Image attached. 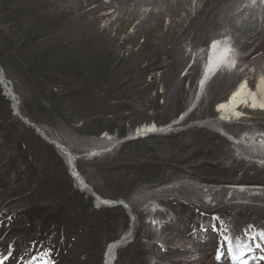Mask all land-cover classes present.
I'll list each match as a JSON object with an SVG mask.
<instances>
[{
	"label": "rangeland",
	"instance_id": "rangeland-1",
	"mask_svg": "<svg viewBox=\"0 0 264 264\" xmlns=\"http://www.w3.org/2000/svg\"><path fill=\"white\" fill-rule=\"evenodd\" d=\"M15 1L34 33L46 35L51 68L99 72L112 82L118 94L91 77L71 79L92 81L101 91L95 101L111 103L126 119L121 123L128 134L92 136L48 118L24 69L9 64L13 61L7 68L0 63V264H104L102 248L129 233L119 246L118 264H237L242 252L247 263L264 264V231L249 221L254 208H264V202L251 199L264 197V162L251 160L235 142L245 132L264 131V113L243 108L241 120L221 124L225 132L213 127L217 104L243 79L254 88L264 73V44L240 43L242 27L256 29V20L264 27V0L232 5L216 35L229 40L237 68L216 73L199 89L207 43L185 40L180 68L155 47L168 30H181L169 13L146 24L114 17L96 21L95 15L77 14L74 0ZM19 41L16 49L28 46ZM17 108L76 157L79 173L98 195L123 200L135 220L124 208L108 211L82 191L67 155L23 123ZM149 125L159 130H138ZM69 206L76 215L65 214Z\"/></svg>",
	"mask_w": 264,
	"mask_h": 264
},
{
	"label": "bare ground",
	"instance_id": "bare-ground-1",
	"mask_svg": "<svg viewBox=\"0 0 264 264\" xmlns=\"http://www.w3.org/2000/svg\"><path fill=\"white\" fill-rule=\"evenodd\" d=\"M74 2L77 6L76 13L82 11L81 14H77L83 17H88L89 15L94 17L95 15L94 20L96 21L114 17L116 20L122 19L125 21L127 18V20H139L140 24H146L151 19L160 17L167 13H169L172 17L178 18V24L182 25L180 32L173 33L168 30V33L160 36L155 44V47L160 50L163 55L173 57L176 67L180 68L186 60L184 55V42L186 43L187 40L194 39L202 41V43H207L206 61L203 65H201L200 76L197 84L198 89L200 88L199 82H201L205 74L210 69H215V73H213V75H215L220 71L235 70L237 68V64L234 69L232 67L237 60L236 57L229 52L231 51L229 40L216 35L219 27L226 23L225 17L229 18L232 5L237 4V0H196V12L194 16L191 13L192 0H110L109 4L104 3L103 0H74ZM142 8H150L151 10L142 12ZM225 11L227 13L224 17H222V12ZM146 12H148V14H146ZM254 22L256 23V29H247L246 27H242L243 29H241L240 34H242V38L240 39L242 41H240V43L243 44L244 47L249 45L251 41L253 43L259 41L261 42V45L264 44V27L259 25L258 20ZM262 23H264V21ZM231 28L235 32L239 31V28L233 24L231 25ZM213 75L210 79L213 78ZM192 102L193 99H191L189 103L191 104ZM216 107L219 118L213 127L217 132H225L221 124L241 120L245 116L241 111L243 108L264 113V73L259 75L254 88H251L249 82L246 79H243L229 94L227 99L219 102ZM157 128L159 127L156 125H149L145 127L143 126L142 129L139 128L138 130L140 133L150 134L159 130ZM242 135H246L247 137L242 138ZM242 135L235 138V142L237 143L239 150L244 155H248L251 160L264 162V131L253 130L245 132ZM45 137L46 140L49 143L54 144L56 148L57 145H60L55 141H51L46 135ZM62 152L67 155V164L70 167L69 154L71 156L73 155L70 151L69 154L66 151ZM92 156H96V154L93 153ZM75 167L78 171L76 165ZM262 169L264 170V166ZM79 175L82 177L80 173ZM82 180L84 184L88 185L83 177ZM81 190L91 193L89 188H83L82 185ZM237 190L238 189H236V191ZM238 192L241 191L239 190ZM251 199L264 202V197L251 196ZM100 200L105 201V203L112 202L111 200H106L102 197ZM105 207L109 208L108 206ZM254 209L255 213L249 216V221L252 219V224L259 226V231L262 232L264 231V208L258 207L257 209ZM127 235L124 236V239L128 238ZM117 243L119 242L115 240L114 242L109 243L106 247L107 249L104 254V264H110V262H114L116 264L119 247L114 246ZM237 250H240L239 244H237ZM237 256L239 257L240 254L238 253ZM246 260H249V258L248 256H245L244 259L242 252L237 264H253L247 263ZM261 261H264V258L261 259Z\"/></svg>",
	"mask_w": 264,
	"mask_h": 264
},
{
	"label": "trees",
	"instance_id": "trees-1",
	"mask_svg": "<svg viewBox=\"0 0 264 264\" xmlns=\"http://www.w3.org/2000/svg\"><path fill=\"white\" fill-rule=\"evenodd\" d=\"M27 18V15L19 11L17 1L0 0V45L3 49L0 50L1 65L7 68V65L13 64L16 68L24 69L30 79L36 101L46 107L43 113L48 118L62 120L67 125L75 126L77 132L83 131L92 136H101L106 133L120 138L126 137L128 134L126 124L125 122L121 123V120L126 119L121 118L119 113L113 111L111 103L98 104L95 101V98L101 94L100 89L91 86L92 81L84 80L76 83L71 79L76 76H81L84 79L91 77L97 80L96 84L99 86L109 87L114 95L118 94V91L112 86V82L102 80V73L97 76L99 72L92 74L51 68L46 57V35L41 30L34 33L37 29L30 26ZM18 38H20V43L25 41L28 46L16 49ZM33 51H43V57L35 59L32 55ZM29 53L30 55H28ZM108 82H111V85H108ZM1 99L3 98L0 96ZM21 110L24 114L29 113V109L26 107H22ZM147 123L149 124V122ZM81 203L83 204L84 201ZM110 210L115 212L121 210V207H110L108 211ZM86 211L87 208H85ZM65 214L67 216L76 215V208L66 207ZM102 251L104 253L105 249L102 248Z\"/></svg>",
	"mask_w": 264,
	"mask_h": 264
},
{
	"label": "water",
	"instance_id": "water-1",
	"mask_svg": "<svg viewBox=\"0 0 264 264\" xmlns=\"http://www.w3.org/2000/svg\"><path fill=\"white\" fill-rule=\"evenodd\" d=\"M214 72H215V69H210V70L205 74V76L203 77V79L201 80V82H199V86H200V88H203V87L206 85V83L208 82V80L210 79V77L213 75ZM216 111H217V108H216ZM16 113H17V115L19 116V118L21 119V121H22L23 123H25V124H27V125L32 126L33 128H35V130H36L40 135H42L43 138L46 139V137H45V133H44L40 128H38V127H36L34 124L30 123L29 120H27L26 118H24V117L20 114L18 108L16 109ZM187 114H188V113H187ZM187 114H186V115H187ZM184 116H185V115H184ZM184 116H183V117H184ZM180 120H181V119H180ZM180 120H178V121H180ZM178 121H176V122L178 123ZM138 134H139V132H138ZM245 137H247V136H246V135H242V138H245ZM263 137H264V135H263ZM56 145H57V144H56ZM57 148H58L59 150H61V151H66V152L69 154V150H68L66 147H64V146H60V145H57ZM69 158H70V167H71V170H70V171H71V174H72L73 177L76 179L77 183L80 184V187H81V185H82L83 188H89L90 191H91L92 196H93V197H94V198H95L100 204H102V205H105V206H108V207L120 206V207L124 208L125 210L128 211L129 215L131 216V220H132V222L135 220L134 215L132 214L131 208H130L129 205H128L127 203H125L124 201H121V200H119V201H112V200H111L112 202L105 203V201L100 200V199H101V196L98 195V194L93 190L92 187H90V186L84 184V182H83V180H82V177L79 175V172L76 170V167H75V162H76V161H75V157H73V156H71V155L69 154ZM131 228H132V227H131ZM129 236H130V233H129V235H127V237H129ZM124 238H125V237H122L121 240L117 241V242H119V243H117L114 247H119L120 244L122 243V241H124ZM110 264H115V263H114V262H110Z\"/></svg>",
	"mask_w": 264,
	"mask_h": 264
},
{
	"label": "clouds",
	"instance_id": "clouds-1",
	"mask_svg": "<svg viewBox=\"0 0 264 264\" xmlns=\"http://www.w3.org/2000/svg\"><path fill=\"white\" fill-rule=\"evenodd\" d=\"M206 50H207V47H206ZM204 63V62H203ZM202 63V64H203ZM236 64H237V62H235V64L232 66L233 67V69L235 68V66H236ZM215 73V72H214ZM209 81V80H208ZM208 83V82H207ZM73 176V175H72Z\"/></svg>",
	"mask_w": 264,
	"mask_h": 264
},
{
	"label": "snow or ice",
	"instance_id": "snow-or-ice-1",
	"mask_svg": "<svg viewBox=\"0 0 264 264\" xmlns=\"http://www.w3.org/2000/svg\"><path fill=\"white\" fill-rule=\"evenodd\" d=\"M233 259L235 260V259H236V257L234 256V257H233Z\"/></svg>",
	"mask_w": 264,
	"mask_h": 264
}]
</instances>
